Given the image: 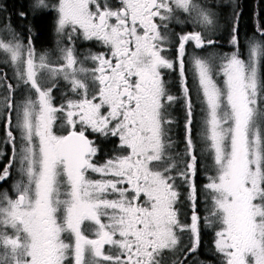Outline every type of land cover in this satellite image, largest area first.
Wrapping results in <instances>:
<instances>
[{"label": "flooded vegetation", "instance_id": "af4514ba", "mask_svg": "<svg viewBox=\"0 0 264 264\" xmlns=\"http://www.w3.org/2000/svg\"><path fill=\"white\" fill-rule=\"evenodd\" d=\"M186 1L192 9L184 12L177 0H0L8 31L3 40L12 50L0 62V240L14 244L9 253L0 251V264H244L253 254L259 232L247 224H234L225 250L218 245L221 170L201 140L211 104L199 70L205 73L208 50L219 54L216 72L208 73L211 90L219 91L227 70L251 65L257 56L256 90L264 107V2L252 0L248 29L243 0ZM78 8L97 35L83 47L98 56L94 66L85 65L93 82L84 81L80 108L71 83L47 78L50 71L41 77L46 63L63 67L64 54L76 66ZM204 9L215 11V33L204 31L214 18ZM42 15L50 18L47 44L39 43L34 23ZM11 45L21 53L16 61ZM26 59L28 69H37L30 80L19 75ZM226 103L230 108L227 97ZM152 112V155L133 157L135 149L118 140L120 130L127 123L142 130L141 120ZM72 134L90 143L83 169L75 155L85 152V141L75 149L65 145ZM125 160L131 162L128 182L120 171ZM118 164V174H110ZM152 177L156 186L144 189ZM91 182L96 186L86 189ZM76 188H84L82 194ZM125 192L135 196L132 219L116 207ZM12 208L14 224L7 220ZM26 220L38 221L43 253H24L32 233Z\"/></svg>", "mask_w": 264, "mask_h": 264}, {"label": "rangeland", "instance_id": "374dc122", "mask_svg": "<svg viewBox=\"0 0 264 264\" xmlns=\"http://www.w3.org/2000/svg\"><path fill=\"white\" fill-rule=\"evenodd\" d=\"M227 1L232 2L234 0ZM181 8L185 12L186 10L192 9V6L188 4L186 0H177V10L179 11ZM205 10L207 12V9H204V13H206ZM194 11L199 18V22H201L205 16H200L198 14L200 8L195 6ZM207 13L214 17L215 11L211 9L208 10ZM186 19L188 20L190 18ZM76 22L78 23L79 44L76 66L73 65V62H70L68 54H64L63 56L66 57L64 58V66L54 69L53 63H46L45 68L42 69L41 77L44 78L43 73L50 71L47 73V78L50 76L57 77L63 82L71 83L80 92L78 97V105L80 108V106L83 107L85 102L84 95L87 93L85 91L86 85L84 81L89 83L90 86L93 82L91 76L85 69V65L89 62L90 66H94L98 61V56L92 50L88 53L87 49L83 47L84 43L88 41L89 36L96 37L97 35L93 32L92 22L85 17L82 10L79 8L77 9ZM211 23L206 25L203 24L206 33L216 32L214 28H212L217 27L216 17L213 18ZM7 32L6 28L2 25V18L0 16V41L3 46V49L0 48V62H4V60L7 59V52L8 54L12 52L10 49L11 47H7L6 41L3 40L6 39ZM11 46H14L12 55L16 61L21 53L18 46ZM46 59L51 60L50 58ZM218 59L219 54L214 52V50H208L206 58L202 59V68L205 73L201 71L203 73L201 74L199 70L200 80L203 78L204 83L205 102L208 107L211 104V111L205 121L206 126L204 127L201 140L205 138V144L207 146L205 148L206 157L209 156L210 152L208 147H211L215 152L214 157L217 162H219L221 170L219 183L215 185V187L220 190L221 200L219 206L220 213L218 212L217 216H214V224H216L217 227L220 226V224L224 225V227L222 226L223 229L220 231L222 238L219 240L218 245L222 250H225L229 246L228 242L225 241V235L229 234L234 224H247L248 228H256L255 230L258 231L259 234L257 242L250 244L253 249V254H249V258L244 264H264V107L261 106L262 102L259 104V98L257 97L258 92L256 90V84L260 80L259 60L257 56L253 55L251 65H249L248 61L246 66L240 63L235 70L226 71V69L221 68V72L223 70L226 71V89L222 86L218 91L214 90L213 86L211 90L209 81L212 82V79L208 76V73L210 74L209 70L214 73L216 72ZM222 60L221 58L220 63H218L219 68L222 65ZM28 68V59H26L25 63L22 65L23 70L20 69L19 75L23 74L24 78L30 80L32 79L30 77L31 73L33 76L37 75V69ZM73 68H75V74L73 73ZM18 71L19 68L15 67L14 70H12L13 75L15 76V73H18ZM237 88L238 93L235 95ZM226 97L230 108L226 103ZM154 119H156V117L152 112L148 120H141L140 125L142 130L136 126H128L129 123L120 130L121 132L118 140L120 139L121 143L135 149L132 155L133 157L145 156V158H147L152 155V142L155 140L153 135L156 136V132L153 134L151 133L153 130V123L151 121H154ZM22 151L26 152L27 150ZM120 165L121 164L110 166L108 172L110 174H118L117 167ZM122 165L124 167L120 171L125 175V182H128L130 176L126 171L129 170L131 162L130 160H125ZM207 167L208 169H213L214 163L207 162ZM233 175L236 184L233 183ZM176 177H180L179 173H176ZM95 186L96 183L91 182L88 183V188L86 189ZM155 186L156 181L155 178L152 177L146 180L144 189H151ZM211 187L214 186L211 185ZM83 189L84 188H76L77 192L80 194H82L81 191ZM125 189L130 190L132 187H127ZM240 194L243 196L242 198ZM134 197L132 193L125 192L122 197L123 204H116V207L121 208L124 212L123 215L126 216L125 219H132V202ZM145 198L150 199L151 197ZM218 198L219 195L216 194L214 196L215 203L218 202ZM115 213H119V211L115 210ZM7 216V220L14 224V220L17 217L16 211L13 208L9 209ZM165 217L166 216L163 218L165 219ZM159 220L163 221L162 216ZM24 224L25 227L32 230V233L30 232L31 245L24 250V253H43L44 247L42 245V239L39 238L38 221L26 220ZM248 242L251 243V240L249 239ZM8 243V240H0V251L2 253L10 252L8 248L14 244L10 245L9 243L8 246ZM57 244H59V242L55 240V245L57 246ZM2 262H7V260Z\"/></svg>", "mask_w": 264, "mask_h": 264}, {"label": "trees", "instance_id": "16d2710c", "mask_svg": "<svg viewBox=\"0 0 264 264\" xmlns=\"http://www.w3.org/2000/svg\"><path fill=\"white\" fill-rule=\"evenodd\" d=\"M243 2L245 3V5H242V8H243L242 12H243V17H244L242 22L247 23L246 27L249 29V18H250V13L252 9V0H243ZM262 14L264 15V10ZM34 23L38 31L39 43L47 44L50 38L49 36V23H50L49 16L42 15L41 17L36 18Z\"/></svg>", "mask_w": 264, "mask_h": 264}, {"label": "water", "instance_id": "95a60500", "mask_svg": "<svg viewBox=\"0 0 264 264\" xmlns=\"http://www.w3.org/2000/svg\"><path fill=\"white\" fill-rule=\"evenodd\" d=\"M82 141H85L84 144L86 150L82 155H78V154L75 155V157L81 161V163L78 166V169H83L87 164L86 157L87 154L90 152V148H91L89 140L80 134H72L68 137V139L65 142V145H68L69 147L71 146L73 149H75V148H79L83 144L81 143Z\"/></svg>", "mask_w": 264, "mask_h": 264}]
</instances>
